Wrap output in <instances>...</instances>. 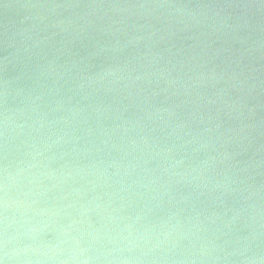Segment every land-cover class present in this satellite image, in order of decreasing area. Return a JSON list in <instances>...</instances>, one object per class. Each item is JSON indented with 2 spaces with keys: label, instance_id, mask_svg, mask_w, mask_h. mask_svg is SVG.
Wrapping results in <instances>:
<instances>
[{
  "label": "clouds",
  "instance_id": "9594fccd",
  "mask_svg": "<svg viewBox=\"0 0 264 264\" xmlns=\"http://www.w3.org/2000/svg\"><path fill=\"white\" fill-rule=\"evenodd\" d=\"M0 264H264V0H0Z\"/></svg>",
  "mask_w": 264,
  "mask_h": 264
}]
</instances>
